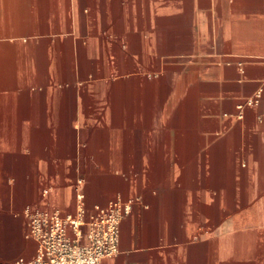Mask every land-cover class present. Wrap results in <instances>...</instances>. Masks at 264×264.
Here are the masks:
<instances>
[{"label": "crops", "instance_id": "crops-1", "mask_svg": "<svg viewBox=\"0 0 264 264\" xmlns=\"http://www.w3.org/2000/svg\"><path fill=\"white\" fill-rule=\"evenodd\" d=\"M116 197L100 264H264V0H0V264Z\"/></svg>", "mask_w": 264, "mask_h": 264}, {"label": "built area", "instance_id": "built-area-1", "mask_svg": "<svg viewBox=\"0 0 264 264\" xmlns=\"http://www.w3.org/2000/svg\"><path fill=\"white\" fill-rule=\"evenodd\" d=\"M261 92H257L256 99ZM81 199L78 194L77 200ZM130 209V202L116 197L107 207H97L96 214L87 221L83 212L61 217L57 213L25 210L26 237L36 245L35 256L28 264H100L114 257L119 252L120 223Z\"/></svg>", "mask_w": 264, "mask_h": 264}]
</instances>
